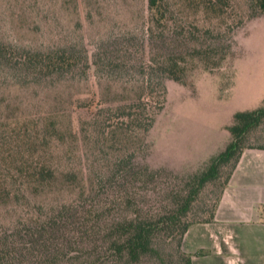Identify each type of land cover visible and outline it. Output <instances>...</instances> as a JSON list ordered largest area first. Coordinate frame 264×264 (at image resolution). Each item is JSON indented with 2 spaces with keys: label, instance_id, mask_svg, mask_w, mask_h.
<instances>
[{
  "label": "trees",
  "instance_id": "obj_1",
  "mask_svg": "<svg viewBox=\"0 0 264 264\" xmlns=\"http://www.w3.org/2000/svg\"><path fill=\"white\" fill-rule=\"evenodd\" d=\"M180 2L148 0L149 47L143 52L146 61L139 71L141 79L100 75L97 101L92 98L79 105L85 115L73 119L67 107H62L43 115L18 116L13 114L8 96L0 95V202L15 194L13 182L36 193L52 190L57 184L79 192L47 212L33 213L31 224L18 227V241L0 238V264L16 260L20 264H139L148 257L160 264H193L192 253L182 248L184 234L193 223L214 220L243 150L264 148L246 144L249 134L264 122V102L238 110L228 125L231 138L225 148L184 177L164 180L165 169L137 160L166 104L165 79L193 84L198 70H218L235 57L230 41L190 45L186 35L178 37L172 6ZM181 3L213 22L206 29L211 34L243 20H236L240 15L235 0ZM250 10L253 15H264V0H251ZM105 58L100 54L91 61L86 45L77 43L29 48L0 39V63L36 78L87 75L92 63L103 68L123 66ZM64 116H69L68 123ZM66 158L76 164L67 165ZM227 166L230 170L208 217L195 218V206L206 185L219 180ZM157 184L165 192L154 202L145 191ZM162 237L177 239L176 258L163 252ZM19 247L20 257L16 258Z\"/></svg>",
  "mask_w": 264,
  "mask_h": 264
},
{
  "label": "rangeland",
  "instance_id": "obj_2",
  "mask_svg": "<svg viewBox=\"0 0 264 264\" xmlns=\"http://www.w3.org/2000/svg\"><path fill=\"white\" fill-rule=\"evenodd\" d=\"M180 3L172 6L178 37L186 35L190 45L216 39L230 41L235 57L218 70H198L193 84L165 79L166 104L148 133V144L137 156L139 162L165 169L161 176L164 180L186 176L225 148L231 138L228 125L234 114L264 102V15L251 13V0H235L240 15L236 20L242 17L241 24L232 31L228 24L211 34L206 29L212 28L213 22ZM147 15L148 0H0V39L29 48L77 43L86 45L91 61L101 54L105 61L123 65L103 68L92 63L87 75L69 74L60 80L27 76L20 69L0 63V95L8 96L13 114L18 116L43 115L62 107H67L73 119L85 115L79 105L92 98L97 101L100 75L141 79L139 71L146 61L143 52L149 47ZM68 117H63L65 123ZM246 144L264 146V122L249 134ZM65 161L67 165L76 164L72 158ZM98 164L102 167L103 160ZM99 166L95 163V168ZM229 170L227 166L219 180L206 185L195 206V218L208 217ZM157 185L145 191L154 202L161 200L165 192ZM12 186L15 194L0 202V238L10 241H18V227L31 224L33 213L47 212L79 195L77 189L60 188L58 184L40 193L16 182ZM159 241L166 255L177 257V239L162 237ZM19 252L21 247L15 251L16 258ZM13 264L20 263L16 260ZM139 264L160 263L148 257Z\"/></svg>",
  "mask_w": 264,
  "mask_h": 264
},
{
  "label": "crops",
  "instance_id": "obj_3",
  "mask_svg": "<svg viewBox=\"0 0 264 264\" xmlns=\"http://www.w3.org/2000/svg\"><path fill=\"white\" fill-rule=\"evenodd\" d=\"M182 248L193 264H264V148L243 150L214 220L191 224Z\"/></svg>",
  "mask_w": 264,
  "mask_h": 264
}]
</instances>
